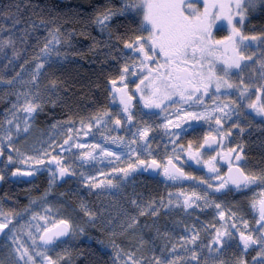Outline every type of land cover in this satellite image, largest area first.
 Returning a JSON list of instances; mask_svg holds the SVG:
<instances>
[{"label":"snow or ice","instance_id":"obj_1","mask_svg":"<svg viewBox=\"0 0 264 264\" xmlns=\"http://www.w3.org/2000/svg\"><path fill=\"white\" fill-rule=\"evenodd\" d=\"M258 5H264V0H124L119 6L96 9L95 23L101 30H108L109 38L114 36L124 45L121 52L131 53V56H124L118 74L109 78L110 102L118 111L114 112L112 108L98 110L87 120L80 118L78 128L67 126L77 122L72 117L57 121L54 127L62 125L65 130L61 136L50 137L47 146L41 142L39 149L23 150L17 142L21 134L27 138L30 119H35V114L42 111L45 104L56 103L55 99H45L41 92L38 80L41 69L54 55H61L57 50L61 37L70 39V36H64L60 27L49 29L51 39L40 48V56L34 58L38 62L31 80L26 82L32 87L15 94L16 99L5 109L0 124V157H5L0 180L6 179L5 169H8V176H31L43 167L50 171V186L58 179L78 177L89 189L104 190L119 186L118 174L122 180L137 169H158L169 181L194 182L202 190L180 188L176 189L175 200L169 192L166 202L163 197L159 202H149L138 215L127 217L121 225L120 235L129 230L135 235L140 226L139 215L152 209L151 214L155 216L161 207L169 205H180L193 211L201 207L214 209L220 220L219 226L205 223L203 229H198L195 224L189 227L180 221L188 235L179 237V243L172 242L171 248L168 244L172 241V233H161L157 228V237L164 241V247L159 256L153 251L152 260L143 256L133 260V253L125 252L109 239L107 243L115 250L119 264H141V261L143 264H225L224 260L209 261L207 257L202 260L201 252L207 250L219 255L233 243L242 252L258 247L252 264H264V168L256 171L243 166L247 161L242 159L244 149L240 145L225 147L233 128L243 132L239 121L245 110L251 109L264 118V50L260 51L258 60L262 70L259 83H245L242 75L236 80L230 78L233 69L243 72L242 63L250 62L256 56L255 52H250L254 42L257 46L264 45V31H245V19ZM128 13H135L136 17L135 23L129 21L131 33L126 37L114 33L110 27L113 18ZM41 23L45 21L41 20ZM224 27L228 34L217 36L215 33ZM72 32L75 33V29ZM8 46L14 47L11 33L0 38V51ZM17 55L19 53L14 50L13 56ZM14 79L9 78L7 83H13ZM50 84L52 91H56L59 82L52 80ZM222 90L224 96L220 95ZM231 91L235 92V98L228 94ZM47 95L50 97L51 93ZM153 118L162 119L156 127L162 129L167 138V144H156L155 148L152 144L155 135ZM234 119L236 123H232ZM205 122L206 132L197 139L185 140L189 131L204 127ZM133 125L135 131L131 132ZM125 127L131 139L119 134ZM93 128L97 131L90 136ZM81 137H89V143H81ZM161 149L163 162L154 154ZM105 160L117 164L126 161V166L111 168L113 179L107 180H98L83 170L85 164ZM16 162L20 166L11 167ZM222 164L227 171L222 170ZM193 165H199L204 175L189 171ZM96 175L104 176V173L97 171ZM232 191L251 193L247 198L253 215L251 222L240 202H233L225 210L226 205L217 201V195ZM46 196L47 190L44 196L35 198L44 203L43 214L34 209V202L21 212L0 211V234L11 242L14 264H59L64 257H68L66 264H70L71 255L67 250L57 253V259H53L48 250L56 247L61 237L84 234L85 227L72 217L48 215L53 208L46 203ZM73 211H82L87 223L93 225L99 216L83 201L79 209ZM56 212L59 215V209ZM202 231L206 233L203 237ZM110 235L114 237L117 233ZM145 244L156 247L153 241L140 234L139 246ZM177 249L187 255H177ZM166 253H170V257ZM121 255L125 259L121 260ZM230 264H249V261L241 255Z\"/></svg>","mask_w":264,"mask_h":264},{"label":"trees","instance_id":"obj_2","mask_svg":"<svg viewBox=\"0 0 264 264\" xmlns=\"http://www.w3.org/2000/svg\"><path fill=\"white\" fill-rule=\"evenodd\" d=\"M108 5L119 6L121 3L119 0H0V38L11 33L14 40V47L8 46L0 51L2 80L15 77L21 66L33 61L46 40L51 39L49 29L60 27L65 37L70 36L66 40V50L72 56L70 60L50 67L45 72L44 83L48 90L52 91L50 81L59 82L57 90L52 91L57 94L58 101L53 109L46 111L50 114L47 113L45 117L50 116V121H67L69 117L73 120L87 119L98 110L107 108L109 78L118 74L121 66L119 49L124 47L114 36L113 43L107 45L97 31L94 11ZM4 13L11 15L5 16ZM41 20L45 23H41ZM129 21L136 22L135 13L113 18L110 27L114 33L119 32L126 37L132 30ZM245 31H264V5H258L250 12ZM225 33L220 30L216 35ZM14 50L19 55L14 57ZM261 50H264V45L250 48V52H255L256 56L244 68L242 75L250 83L260 82L262 70L258 60ZM5 103V96L0 91V124ZM43 113L40 119L44 117ZM261 126L264 129V118L252 132L262 142V146L254 148L253 152L255 161L264 166V130L261 134L258 132ZM4 159L0 157V169L3 168ZM17 183L31 187L35 195L43 193L48 187V179L44 175L35 174L19 179L6 175L5 180H0V201L7 212L18 211L26 205L24 192L17 188ZM77 250L80 256L76 264H113L110 254L94 242H81Z\"/></svg>","mask_w":264,"mask_h":264},{"label":"rangeland","instance_id":"obj_3","mask_svg":"<svg viewBox=\"0 0 264 264\" xmlns=\"http://www.w3.org/2000/svg\"><path fill=\"white\" fill-rule=\"evenodd\" d=\"M121 5L124 3V0H119ZM132 13L123 14L125 16H129ZM120 16V15H119ZM115 18V17H114ZM248 16L245 19L247 20ZM97 31L107 45L113 43V39L109 38L108 30H101L100 25L96 23ZM228 34L227 28H221ZM216 34V33H215ZM257 46L256 42H254L251 48H255ZM42 48V47H41ZM67 41L64 37H61V45L57 46V50L61 53L60 56H53L51 61L45 63L44 67L41 69L39 80V87L41 92L45 94V99H55L56 103L58 101V96L56 93L48 90L45 87L44 83V75L47 69L50 67L62 64L66 60H70L72 55L67 52ZM40 50V49H39ZM121 66L124 62V56H131L128 52H121L119 49ZM40 56V51L37 52L36 57ZM35 57V58H36ZM38 60L34 59L30 63L24 65L22 69L19 71V76H15L13 83L8 84L7 80H0V91L5 96V104L4 109H2L3 120L5 116V109L10 108L11 103L16 99V93L24 91L25 89H29L32 87L31 83H26L31 80V76L35 70V65ZM251 62V61H250ZM242 63V68L244 72V68L248 63ZM239 70L233 69L231 71V79L236 80L239 76L244 73ZM245 83H250L246 78ZM51 93L49 97L47 94ZM228 94L232 95L235 98V92L231 91ZM221 96H224L225 93L222 90L220 93ZM255 97H253L254 99ZM210 102V101H209ZM56 103L53 105L52 103H47L44 105L43 110L38 114H35V119H30V132L27 138H24V135L21 134L20 140L17 142L18 147H22L23 150H36L40 148L41 142L44 143L45 146L50 142V137L55 138L61 136L62 132H64V128L61 125L60 128L54 127L57 121L62 120H54L50 121V116L45 117L46 111L48 109H53L56 106ZM44 112V113H43ZM44 114L43 118L40 119L39 116ZM50 114V113H49ZM87 120V119H85ZM75 124L69 123L68 127H79L78 120ZM3 123V121H2ZM1 123V124H2ZM263 127H260V134L263 132ZM96 128L92 129V133H96ZM260 140L259 136H257ZM264 142V138H262ZM97 143H101V140H96ZM81 143L87 144L89 143V137H81ZM262 144V142H260ZM262 146V145H260ZM259 146V148H260ZM29 154H32L30 151ZM155 154V153H154ZM20 166L19 162L12 164L11 167ZM126 161L117 164L115 161H107L105 160L103 163L100 161H95L90 164L83 165V170L88 172L89 175L96 177V179H113L110 169L114 167H125ZM97 171L104 173V176H97ZM6 175L8 173V169H5ZM44 175L48 179V187H47V196L45 197L46 203L52 205L53 210L48 213L50 216H56L57 218H66L72 217L76 219L77 222L81 223L85 227L84 234H81L77 237H72L65 241L56 244V247L48 250V254L53 257V259H57V253H63L67 250L71 255L70 264H76L80 254L77 250L78 245L81 242H94L98 246H100L104 251L108 252L112 257L113 264H119V261L116 259L114 252L115 250L111 247L110 244L107 243L109 239H113L117 245L122 247L125 252L133 253V260L140 259L141 256L152 260V253L155 251L157 256L161 255V249L164 247V241L157 237L156 229L158 228L161 233L163 232H171L172 233V241L169 242L168 247L171 248L172 242L179 243L178 238L181 236L188 235V232L185 228L182 227L180 221L184 224H187L191 227V219L190 215L181 211V207L179 205H169L167 208L161 207L159 209L158 215H152V209H149L148 212H145L144 215H139L140 226L136 229V234L133 235L131 230L127 234L120 235L121 233V225L124 223L129 215H138L144 208H147L149 202L157 201L159 202L160 198L163 197L165 202L169 198L167 195L169 191H164L163 195L161 193L158 195V198H152L151 192H147V189L143 187V180L141 176L138 175H129L128 177H124L122 180L120 179V175L116 176V180L119 181V186L112 187L109 189H89L86 185H83L78 177L72 178H62L58 179L55 185L50 186V180L52 179L50 171L47 168L41 167L38 171L34 172L33 175ZM32 176V175H31ZM12 178H29L30 176H11ZM23 186V187H22ZM17 188L24 192L23 199L26 200V205L22 208L24 209L29 205L30 202H34V209L36 211H40L43 214L44 203L41 201H36V197L44 196L46 190L39 194L35 195L32 192V188L29 186H24L21 183H17ZM153 193H159V191L153 190ZM63 194V195H62ZM175 200L174 198H171ZM135 200L136 203H132ZM83 201L89 205L91 210L99 213L98 218L95 221V224L87 223V217L84 216L82 211L74 212L73 209H79L80 202ZM36 204H39V207H36ZM64 206V207H61ZM11 211V212H21ZM56 209H59V215H57ZM0 211H5V209L1 205L0 201ZM30 215V213H29ZM28 217L25 216V219ZM112 232H116V236H111ZM143 234L145 239L149 241H153L156 245L153 248L152 244H145L142 247L139 246V235ZM170 257V253H166ZM177 255L186 256L187 254L177 249ZM121 260L125 259L123 255L120 257ZM68 262V257H64L60 260L59 264H66ZM0 264H14L13 257L11 255V242L5 235H2L0 238ZM143 264V261H141Z\"/></svg>","mask_w":264,"mask_h":264},{"label":"flooded vegetation","instance_id":"obj_4","mask_svg":"<svg viewBox=\"0 0 264 264\" xmlns=\"http://www.w3.org/2000/svg\"><path fill=\"white\" fill-rule=\"evenodd\" d=\"M131 87V82H130ZM110 95H111V89L109 86L108 89V105L107 108H112L114 112H117L118 109H116L113 106V103L110 102ZM139 108V105H137ZM121 119L123 120L124 117L121 116ZM155 120V124L153 125V132L155 133L154 139L152 140L153 147L155 148L156 144H167V138L165 134L163 133L162 129H158L156 125L159 123H162V119L160 118H153ZM263 118L256 114L253 110L248 109L243 112V115L240 117V126L243 127V132H240L239 129L233 128L231 135L229 136L228 140L225 141V147H235L236 145H240L244 149V157L242 159H246L247 164L243 165L247 168H250L252 170H260L261 168H264V166L260 162L255 161L254 152L253 149L256 147H259L260 140L256 137V135H252L253 130L256 128V126L260 125ZM232 123H236L235 119L232 121ZM230 126V125H226ZM208 130L207 124L205 122L204 127H198L195 132L189 131L185 135V140L188 139H197L201 136L203 132H206ZM135 131V125L131 127V132ZM121 136H125L128 139H131V136L128 132L127 127H125L124 131H121L119 133ZM150 135H153V133H150ZM170 151V147H169ZM157 155L158 159L162 160L163 157V149L159 151V153H155ZM235 155V154H234ZM184 166V165H181ZM221 168L223 171H227L226 167L222 164ZM199 165H193L192 167L188 168L189 171H195L197 172V175H204V172L200 171ZM130 175H138L141 176L143 180V187L147 189V192H151V197L157 199L158 195L161 193L163 195L164 191H169L172 193L171 198L176 199V189L183 188L185 191L190 190L192 188H196L198 191L202 190L199 189L197 184L194 182L185 181L183 183L173 182L169 181L167 177H165L161 170H158L156 172H153V169H137L135 172L131 173ZM153 190L159 191V193H153ZM169 196V193L167 194ZM251 195L249 192H237L232 191L227 193L226 195L220 196L217 195L216 199L218 202H223L226 205L225 210H227V207H231L233 202H240L242 205V211L245 213V216L249 221L251 222L253 219V215L251 211L248 208L247 204V198ZM179 207H181L179 205ZM195 207V206H194ZM181 211H185L190 215L191 219V226L193 224L196 225L198 229H203L204 224H216L219 226L220 220L217 217V213L214 209L210 208H204L201 207L200 209L193 211L192 209H184L181 207ZM206 233L204 231L201 232V236H205ZM205 243H208V240L204 241ZM259 251L258 247L250 248L247 250V252H242L240 248L236 247V245L233 243L231 246L226 247L223 252L219 255L216 253H209L207 250H204L201 252V259L203 260L204 257H207L209 261H212L213 259L219 261L224 260L225 264H230L232 260H234L236 257L244 255L247 257L249 264H252V257L256 256V252ZM257 261H259V258H257Z\"/></svg>","mask_w":264,"mask_h":264},{"label":"water","instance_id":"obj_5","mask_svg":"<svg viewBox=\"0 0 264 264\" xmlns=\"http://www.w3.org/2000/svg\"><path fill=\"white\" fill-rule=\"evenodd\" d=\"M157 169H153V172H156ZM3 234H0V238ZM70 238V235L69 236H66V237H61L56 243H60V242H65L67 241L68 239Z\"/></svg>","mask_w":264,"mask_h":264}]
</instances>
